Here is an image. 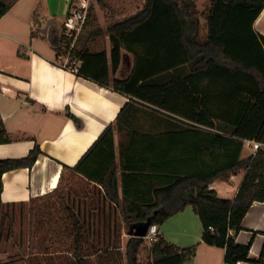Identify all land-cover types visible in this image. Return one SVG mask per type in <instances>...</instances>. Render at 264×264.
<instances>
[{
    "label": "trees",
    "instance_id": "1",
    "mask_svg": "<svg viewBox=\"0 0 264 264\" xmlns=\"http://www.w3.org/2000/svg\"><path fill=\"white\" fill-rule=\"evenodd\" d=\"M14 1L0 0V17ZM263 7L264 0H211L203 12L193 0H144L140 10L112 20L104 31L91 29L79 38L76 48L79 74L189 125L156 132L130 129L117 163L114 128L109 124L74 170L98 183L110 201L121 205L128 226L146 220L160 225L191 205L201 220L203 241L224 247V264L241 260L264 264V242L258 258H250V242L234 239L250 205L264 200V36L253 28ZM201 17L207 29L204 37ZM103 32L111 45L110 64L105 49L90 50L84 45ZM122 49L132 55L133 67L126 77L116 78L112 74ZM185 65L190 68L186 74L181 71ZM132 109L128 101L117 119ZM245 139L263 146L242 156ZM6 141L0 118V142ZM40 152L34 146L25 157L0 159V193L2 174L30 167ZM238 169L246 172L233 198L221 197L209 187L215 178ZM85 236L77 230L74 264H91L81 248ZM143 241L140 236L128 237L125 264H186L196 253L195 245L180 248L158 234L150 258L141 261L138 253Z\"/></svg>",
    "mask_w": 264,
    "mask_h": 264
},
{
    "label": "crops",
    "instance_id": "2",
    "mask_svg": "<svg viewBox=\"0 0 264 264\" xmlns=\"http://www.w3.org/2000/svg\"><path fill=\"white\" fill-rule=\"evenodd\" d=\"M57 1L31 0L30 3L18 4L17 8L15 2L0 17V118L9 138V141L0 142V159L25 157L34 146L41 150L30 167H19L2 174L0 222L7 216L12 218V211H6L8 207L41 202L55 194L67 204L64 207L67 211L65 209L61 217L70 219L75 233L85 228L88 238L89 234L99 235L101 230V241H108V233L113 236L115 232L113 220L125 218L122 207L110 201L98 183L89 181L75 171L74 166L109 124L114 128L118 163L119 150L127 145L129 134L124 129L128 113L122 114L119 119L117 115L128 101H142L130 99L129 95L102 86L55 61L56 47L52 33L70 8V0H63L61 6ZM57 17L62 20L58 21ZM253 28L264 36V7L253 22ZM39 33H42L41 36ZM96 39L91 38L84 45L90 50L105 49L110 64L108 35H105L101 47L97 46ZM132 67V55L122 49L120 64L111 74L124 78ZM189 70L188 65L181 68L184 74ZM243 142V150L247 152L244 154L242 151L241 155L251 154L249 151L254 153V143L257 141L245 139ZM245 172V169H238L217 177L209 187L221 197L233 198ZM120 175L119 169L118 192L121 197ZM72 214L79 220L78 224L72 220ZM127 227L129 233L130 226ZM121 229H124V225ZM202 231L201 220L191 205H186L158 225L159 236L167 242L180 248L196 246L194 257L186 264H224V247L205 243ZM88 239L93 246L100 245L98 239ZM115 239L106 244L117 245L115 247L120 249L128 238L125 241L121 233L117 238L120 243L116 241L115 244ZM234 239L241 244L250 242L249 257L258 258L264 242V200L254 201L250 205ZM73 243L76 245V240ZM240 262L261 264L245 260ZM0 264L30 262L2 259L0 256Z\"/></svg>",
    "mask_w": 264,
    "mask_h": 264
},
{
    "label": "rangeland",
    "instance_id": "3",
    "mask_svg": "<svg viewBox=\"0 0 264 264\" xmlns=\"http://www.w3.org/2000/svg\"><path fill=\"white\" fill-rule=\"evenodd\" d=\"M60 1V2H59ZM65 1V0H64ZM63 0H58L59 5L64 4ZM88 23L84 24L82 32L76 41L75 50L77 48L79 38L86 36L91 29L96 27L105 30L107 24L114 19H120L124 16L135 13L144 5V0H86ZM199 11H207L211 0H193ZM15 8L18 4L31 2V0H15ZM12 3V4H13ZM61 8V7H60ZM90 17L88 18V13ZM61 21V17H57ZM201 36H206V24L204 26V18L200 19ZM205 27V28H204ZM204 31V32H203ZM42 33L38 35L41 36ZM106 32L96 36V43L101 47V42L105 40ZM95 38V37H94ZM43 39V38H42ZM45 40V39H43ZM46 41V40H45ZM132 111L126 120L125 131L128 134L130 129H138L143 131H160L172 127L188 126L189 122L180 117L171 115L165 111L159 110L154 106L144 102H132ZM253 146V145H252ZM263 146L260 144L258 147ZM258 147L255 148V151ZM246 149V147H245ZM254 151V152H255ZM247 151L243 150L245 154ZM252 153V151H249ZM35 203V204H34ZM29 205H19L8 207L7 212L12 213V218L4 217L0 222V252L1 258H11L19 262L27 260L30 264H74L77 259L74 253V240L76 233L70 226V219L64 220L61 217L66 208L62 198L53 194L41 202H34ZM36 205V207H34ZM39 206V207H38ZM67 211V209H66ZM114 234L108 233V241H101V230L99 235H88L89 239H98V246H93L87 241L85 228H81V232L86 235L82 243L83 253L86 254L87 260L91 264H125V244L126 239L130 236L127 232V225L123 219H114ZM95 224V223H94ZM124 225V229L121 226ZM93 229V228H92ZM129 229V228H128ZM119 231V233H118ZM123 234L125 243L120 249L117 245L106 244L112 238L116 237L115 244L119 242L117 239ZM118 236V237H117ZM111 237V239H110ZM88 239V240H89ZM117 241V243H116ZM120 243V242H119ZM152 243L144 239L140 246L138 256L141 261H147L150 258V248ZM116 246V247H115ZM121 246V244H120ZM110 249V250H109ZM110 251L108 253H105ZM113 251V252H111Z\"/></svg>",
    "mask_w": 264,
    "mask_h": 264
},
{
    "label": "built area",
    "instance_id": "4",
    "mask_svg": "<svg viewBox=\"0 0 264 264\" xmlns=\"http://www.w3.org/2000/svg\"><path fill=\"white\" fill-rule=\"evenodd\" d=\"M87 7L86 0H70L69 11L52 33L53 43L56 47L55 61L73 72H78L81 65V60L76 55L75 45L87 18ZM254 145L258 147L260 143L255 142ZM209 228L214 230L213 227ZM158 234V225L150 223L146 234L142 237L152 243L157 240ZM235 264H241V262L237 261Z\"/></svg>",
    "mask_w": 264,
    "mask_h": 264
},
{
    "label": "water",
    "instance_id": "5",
    "mask_svg": "<svg viewBox=\"0 0 264 264\" xmlns=\"http://www.w3.org/2000/svg\"><path fill=\"white\" fill-rule=\"evenodd\" d=\"M149 224H150L149 220L132 224L129 230L130 235L142 237L143 235L146 234Z\"/></svg>",
    "mask_w": 264,
    "mask_h": 264
}]
</instances>
